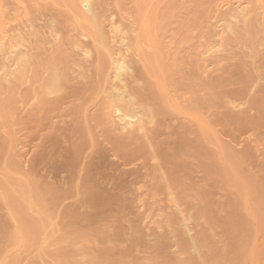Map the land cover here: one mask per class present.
<instances>
[{
  "label": "bare ground",
  "instance_id": "bare-ground-1",
  "mask_svg": "<svg viewBox=\"0 0 264 264\" xmlns=\"http://www.w3.org/2000/svg\"><path fill=\"white\" fill-rule=\"evenodd\" d=\"M112 1L0 0V264H264V0Z\"/></svg>",
  "mask_w": 264,
  "mask_h": 264
},
{
  "label": "rangeland",
  "instance_id": "rangeland-1",
  "mask_svg": "<svg viewBox=\"0 0 264 264\" xmlns=\"http://www.w3.org/2000/svg\"><path fill=\"white\" fill-rule=\"evenodd\" d=\"M110 1H112V0H110ZM115 1V3H116V6H114L115 8H113V6L112 5H115V4H113V2ZM120 2L119 3H117V1L116 0H113L112 2H110V3H108L109 2V0H108V4H110L109 6H110V8H113V9H111V11L113 10V12H115V11H117V13L119 12V11H122V8H126V7H129L130 6V4L127 6V4H128V1L126 0V2H127V4H124V6H123V3H124V1L125 0H119ZM165 1H168V0H153V7H154V10L156 11H158L159 13H173L174 12V14H175V17H176V19H178V20H181V16H183L184 15V18L185 17H187V13H189L190 12V10H191V8L192 7H194V5L196 6V8L197 9H200V10H198V11H200V13L202 12H204L205 10L204 9H206V11H208V13H211V12H215V10H217V8L219 7V5H220V7L222 6V4H223V6L221 7V9H224L225 7H227L228 5H229V3L231 2V1H236V0H192V1H190V0H169V2H165ZM174 1V2H173ZM180 1V2H179ZM229 3H228V2ZM123 2V3H122ZM172 2V3H171ZM176 2V3H175ZM179 2V3H178ZM182 2V4H180ZM195 4H194V3ZM199 4H197V3ZM112 3V4H111ZM121 3V4H120ZM172 5H171V4ZM201 3L203 4V6L201 5ZM207 3V4H206ZM224 3H225V5H224ZM227 3V4H226ZM118 4V5H117ZM122 5V6H120V5ZM194 4V5H193ZM204 4H205V6L206 7H204ZM164 5V6H163ZM168 5V6H167ZM177 5H179L180 7H182V8H179V6H177ZM182 5V6H181ZM187 5V7H184V6H186ZM191 5V6H190ZM201 5V6H200ZM218 5V6H217ZM112 6V7H111ZM126 6V7H125ZM170 6V7H169ZM198 6H200L199 8H198ZM117 7V8H116ZM119 7H122L121 9L119 8ZM190 7V8H189ZM209 7V8H208ZM216 7V8H215ZM224 7V8H223ZM174 8V9H173ZM177 8V9H176ZM195 7H194V9H196ZM203 10H202V9ZM211 8H212V10H211ZM117 9V10H116ZM185 9V10H184ZM190 9V10H189ZM110 10V9H109ZM172 10V11H171ZM211 10V11H210ZM165 11V12H164ZM177 11H178V13H179V15H178V13H177ZM196 12V13H199V12ZM205 11V13L204 14H206L207 12ZM185 14H184V13ZM194 13L195 11H193V10H191V12L190 13ZM116 13V12H115ZM207 13V14H208ZM216 13V12H215ZM206 14V15H207ZM177 15V16H176ZM190 15V14H189ZM188 15V16H189ZM201 15V14H200ZM205 15V16H206ZM203 16V15H202ZM178 17V18H177ZM183 18V19H184ZM177 20V21H178ZM172 23H174L173 21H172ZM171 23V26H173L174 24H176L177 22H175L174 24H172ZM178 24V23H177ZM196 24L198 25L199 24V21H198V19L196 20Z\"/></svg>",
  "mask_w": 264,
  "mask_h": 264
}]
</instances>
